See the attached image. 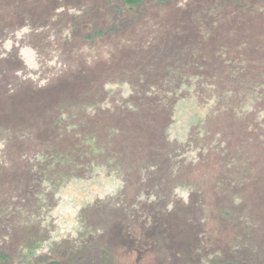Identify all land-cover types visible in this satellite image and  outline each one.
I'll return each mask as SVG.
<instances>
[{
  "label": "rangeland",
  "instance_id": "rangeland-1",
  "mask_svg": "<svg viewBox=\"0 0 264 264\" xmlns=\"http://www.w3.org/2000/svg\"><path fill=\"white\" fill-rule=\"evenodd\" d=\"M54 261L264 264V0H0V264Z\"/></svg>",
  "mask_w": 264,
  "mask_h": 264
},
{
  "label": "trees",
  "instance_id": "trees-1",
  "mask_svg": "<svg viewBox=\"0 0 264 264\" xmlns=\"http://www.w3.org/2000/svg\"><path fill=\"white\" fill-rule=\"evenodd\" d=\"M147 0H122L123 2V5L124 6H127V7H135L137 5H140L141 3L145 2ZM162 1V0H160ZM185 68V67H184ZM171 70H168L167 73L165 74V76H169L170 78L173 77V80H168L169 82L170 81H176L178 82L177 80L179 78H181L182 74L185 72L184 69H181V68H175V66H171L170 67ZM235 73V77L237 76H240L242 75V73H239L236 71H234ZM175 78V79H174ZM174 86H177V85H174ZM73 108H75V110L77 109V107L79 106H72ZM65 108L66 106L62 103H60V105H53L51 104L49 107H48V110L49 113H53L54 115V120L55 121H51L52 122V125L55 127V125H57V129H64V130H67V128H69V126H67V128L64 126V125H61V121H69V117L68 118H64L63 116H68V112L66 113L65 111ZM79 111H82V108L80 107ZM69 123V122H68ZM74 127H72L73 129ZM73 146L75 148H71L70 151H67L66 149L62 148L60 150H56L55 148V154L53 156H51L50 160L47 161V165L44 163V166H49V168L51 167L53 169V171L55 172H64L66 169H70L76 162H75V158L78 156V155H81L86 152H83L81 153V150L80 148L81 147H77L76 143L73 144ZM56 154H57V157H56ZM43 158V155L42 153L38 155V157ZM37 157V158H38ZM49 264H61L60 262H49Z\"/></svg>",
  "mask_w": 264,
  "mask_h": 264
}]
</instances>
